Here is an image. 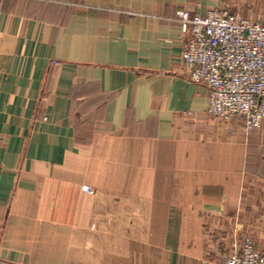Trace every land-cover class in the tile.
<instances>
[{
    "label": "crops",
    "instance_id": "crops-1",
    "mask_svg": "<svg viewBox=\"0 0 264 264\" xmlns=\"http://www.w3.org/2000/svg\"><path fill=\"white\" fill-rule=\"evenodd\" d=\"M242 7L0 0V264H216L245 237L264 253V121L208 113L176 20L264 17Z\"/></svg>",
    "mask_w": 264,
    "mask_h": 264
},
{
    "label": "built area",
    "instance_id": "built-area-1",
    "mask_svg": "<svg viewBox=\"0 0 264 264\" xmlns=\"http://www.w3.org/2000/svg\"><path fill=\"white\" fill-rule=\"evenodd\" d=\"M176 20L185 36L184 72L191 82L208 88V113L217 120L241 122L248 132L259 129L264 121V17L184 9ZM86 190L93 192L89 186ZM221 264H264V253L245 237Z\"/></svg>",
    "mask_w": 264,
    "mask_h": 264
},
{
    "label": "rangeland",
    "instance_id": "rangeland-1",
    "mask_svg": "<svg viewBox=\"0 0 264 264\" xmlns=\"http://www.w3.org/2000/svg\"><path fill=\"white\" fill-rule=\"evenodd\" d=\"M231 1L232 4H235V6H237V8H241L242 4L244 3L245 0H229ZM243 8V7H242ZM249 16H252V14H250ZM253 17V16H252ZM251 238V237H250ZM253 240V238H251ZM254 241V240H253ZM255 242V241H254ZM239 245V244H238ZM237 247V246H236ZM235 250V248L232 249L231 252H228L224 255H219V256H215L216 258L214 259V261L216 260L217 263L216 264H221L223 258L228 255L229 253H232ZM208 260V259H206Z\"/></svg>",
    "mask_w": 264,
    "mask_h": 264
}]
</instances>
